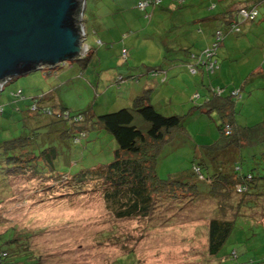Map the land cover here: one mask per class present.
<instances>
[{"label":"rangeland","instance_id":"obj_1","mask_svg":"<svg viewBox=\"0 0 264 264\" xmlns=\"http://www.w3.org/2000/svg\"><path fill=\"white\" fill-rule=\"evenodd\" d=\"M137 1H85L82 25L85 45L93 50L92 59L86 67L70 61L53 70L45 68L9 80L0 92V142L30 128L28 106L33 97L37 99L42 93H50L56 103L72 113L90 109L100 115L127 106L126 101L131 99L128 90L134 85L131 77L141 76L143 66L161 65L166 42L172 47L173 40L186 36L193 44L189 48L197 51L211 38L217 25L200 19L212 16L218 9L212 12L181 7L169 12L163 9L164 2L147 19L136 8ZM200 29L203 34L198 32ZM240 30V35L229 37L218 49L224 72L209 76L214 85L241 89L260 66L249 47L253 46L254 33L264 41V5L258 7L256 21L241 25ZM135 41L139 44L134 45ZM176 68L182 71L175 69L170 75L173 80L158 88L156 98L155 92L148 94L162 115L181 116L186 132L185 137L178 135L160 151L156 174L161 180L185 173L200 146L211 145L219 136L217 113L199 110L197 106L202 101L193 99L196 90L203 92L201 77H191L179 64ZM246 86L241 91L243 99L235 103L236 123L264 124V107L257 103L263 98L262 91H255L243 105L250 94ZM19 90L21 95L17 94ZM106 136L98 134L93 147L73 146L67 153L71 165L58 169L68 172L111 161L115 144ZM95 137L93 134L89 139ZM245 162L246 168L252 160L246 158ZM50 181L29 175L15 177L9 189L0 190V236L13 230L36 264H118V259L123 260L122 264H264V226L243 219H238L217 258L211 257L207 252L206 225L215 206L204 197L198 200L192 192L177 193L176 200L160 197L148 216L122 220L105 208L102 189L95 183L81 191ZM178 191L183 192L181 188Z\"/></svg>","mask_w":264,"mask_h":264},{"label":"trees","instance_id":"obj_2","mask_svg":"<svg viewBox=\"0 0 264 264\" xmlns=\"http://www.w3.org/2000/svg\"><path fill=\"white\" fill-rule=\"evenodd\" d=\"M140 1L148 2L142 11L148 19L166 0ZM187 1H198V6L212 12L218 9L212 16L200 19L208 25L217 23L211 38L197 51L189 48L192 42L186 36L173 40L175 48L183 41L189 45L176 51L167 44L162 64L147 67L146 75L152 79L159 77L164 83L167 70L163 66L179 64L191 77H208V82H201L203 92L196 90L193 99L202 101L197 106L199 110L217 113L219 136L211 145L200 146L190 168L165 180L158 178L156 165L160 151L178 135L185 137L186 132L182 117L162 115L151 103L150 92H142L126 101L127 106L100 115L90 109L72 113L56 103L50 93H42L37 99L33 97V103L28 106L30 128L0 142V190L9 189L11 178L27 175L51 179L52 184L57 182L65 189L81 191L95 183L102 189L105 208L122 220L148 216L160 197L176 200L177 193L192 192L198 200L204 197L215 206L206 225L207 252L213 258H217L238 219L264 226V124L238 125L235 103L243 99L241 89L212 85L214 79L209 77L223 65L218 60L219 47L229 37L240 35L241 25L256 21L258 7L264 5V0H174L177 9L186 7ZM241 11L247 14L246 18L240 16ZM198 32L203 34L202 29ZM122 54L125 56L126 51L122 50ZM92 57L93 50L88 48L86 55L76 61L86 67ZM131 78L134 85L139 83V76ZM17 94L21 95L22 91ZM93 134L96 137L89 139ZM98 134L110 136L115 144L111 161L68 172L58 169V166L71 165L67 153L73 146L93 147L99 140ZM246 158L252 162L245 168ZM195 169L199 175H195ZM180 188L183 192L178 191ZM24 244L13 230L0 236V264H36L30 260L32 255L27 248L22 247ZM230 255L235 258L234 252ZM117 262L122 264L123 260Z\"/></svg>","mask_w":264,"mask_h":264},{"label":"water","instance_id":"obj_3","mask_svg":"<svg viewBox=\"0 0 264 264\" xmlns=\"http://www.w3.org/2000/svg\"><path fill=\"white\" fill-rule=\"evenodd\" d=\"M85 1L0 0V92L12 78L84 56Z\"/></svg>","mask_w":264,"mask_h":264},{"label":"crops","instance_id":"obj_4","mask_svg":"<svg viewBox=\"0 0 264 264\" xmlns=\"http://www.w3.org/2000/svg\"><path fill=\"white\" fill-rule=\"evenodd\" d=\"M164 2H165V5L166 6L163 9L168 10L169 12H171L172 10H175V9L178 8L177 7V4L174 2V0H166ZM184 6H186L188 8L191 7V8H194V9L197 8L196 10H198V11L204 9L202 5H199V8H198V1H193V2L187 1ZM162 10H159V11H162ZM155 11H157V10H155ZM250 29H251V27H250ZM256 34L257 33L252 34V36H256V37L254 38V41L252 42L253 46L252 47H249V49L252 48V50H251L252 55L251 56H253V58H255L257 61L260 60V62H259V65L260 66H258L257 69H255L254 71L251 72V74L252 73H256V74L253 75V76H250V77L248 76L246 78L245 82L243 83V85H241L240 87H241V91H243V90L245 91L244 86L246 84H247L246 87H248V86L250 87V92H249L250 94L247 95L248 98L246 97L247 99L244 101L243 105H246L248 103V100H250L249 97H251V96L253 97V94H254L255 91H262L263 98L257 99V103L261 104V106L264 107V56L261 57V54H264V41L262 40V37H260V35H256ZM246 38H247V36H246ZM163 43L164 42H161L159 44L160 45V48L163 45ZM136 44H139V42L135 41L134 45H136ZM167 44L168 43L166 42L165 43V46H167ZM178 45L179 46H177V48L180 49L182 47L188 46L189 44H185L184 41H183V43L181 42ZM177 48L174 47V49L176 51L179 50ZM170 49L171 50H174L173 47H170ZM163 55H164V52H163L162 56ZM178 57L182 58L181 55H179ZM221 66H223V65H221ZM221 66H220L219 72L217 73L218 76L221 75L224 72V68L222 69ZM176 67L177 66H175V67H168V66L167 67H164L163 66V68L167 70V72H166L167 81H164V83H161V79L159 77H157L155 79L149 78V76L146 75V73L148 71L146 69L147 66H143V68H144L143 72L141 74L139 73V75H141V76H139V78H140L139 79V83L133 85L131 87V89L128 90V93L130 94L131 98L134 97V96H137L140 93L145 92V91H148L150 93L155 92V98H156V92H157L158 88L161 85L168 84L170 80H173V77L170 76V75L173 74V72L175 71V69H178L179 71H182V69H179V68H176ZM135 68H137V67H135ZM204 79H205V77H202L201 82ZM211 84L214 85L213 82H212V80H211ZM215 86H221V85L215 84ZM233 87L234 86L232 85V88ZM251 87H253V89ZM246 89L248 90V88H246ZM151 103H153L152 98H151ZM153 105L156 108V105L154 103H153Z\"/></svg>","mask_w":264,"mask_h":264},{"label":"built area","instance_id":"obj_5","mask_svg":"<svg viewBox=\"0 0 264 264\" xmlns=\"http://www.w3.org/2000/svg\"><path fill=\"white\" fill-rule=\"evenodd\" d=\"M147 6H148V2H144V1H140V2H138L137 5H136V7H137V9H138L139 11H143ZM254 14H255V13H252V16H254ZM240 16H241L242 18H246V17H247V14H246L245 12L241 11V12H240ZM191 71L194 72L193 69H191ZM234 94H235V93H234ZM194 173H195V175H199V172H198V170H196V169L194 170Z\"/></svg>","mask_w":264,"mask_h":264}]
</instances>
